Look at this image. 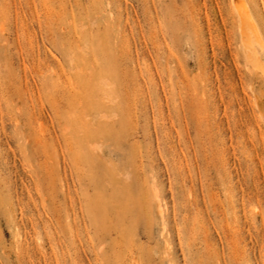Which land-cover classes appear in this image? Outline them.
Segmentation results:
<instances>
[{
    "label": "rangeland",
    "instance_id": "obj_1",
    "mask_svg": "<svg viewBox=\"0 0 264 264\" xmlns=\"http://www.w3.org/2000/svg\"><path fill=\"white\" fill-rule=\"evenodd\" d=\"M254 45L232 0H0V264H264Z\"/></svg>",
    "mask_w": 264,
    "mask_h": 264
},
{
    "label": "bare ground",
    "instance_id": "obj_2",
    "mask_svg": "<svg viewBox=\"0 0 264 264\" xmlns=\"http://www.w3.org/2000/svg\"><path fill=\"white\" fill-rule=\"evenodd\" d=\"M234 9L239 18L240 34L246 53L250 61L258 66L259 58L255 43L264 50V37L259 22L248 0H232Z\"/></svg>",
    "mask_w": 264,
    "mask_h": 264
}]
</instances>
